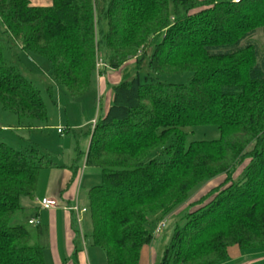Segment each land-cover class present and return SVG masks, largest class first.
<instances>
[{
    "label": "trees",
    "instance_id": "1",
    "mask_svg": "<svg viewBox=\"0 0 264 264\" xmlns=\"http://www.w3.org/2000/svg\"><path fill=\"white\" fill-rule=\"evenodd\" d=\"M198 2L53 0L37 8L0 0V109L21 124L47 121V108L38 88L6 65L10 41L45 59L73 101L91 90L101 51L104 72L131 61L139 71L149 59L151 75L112 87V104L84 154L86 167L101 172V184L87 192V216L107 264H141L155 240L150 227L220 178L191 204L200 208L184 216L160 264H224L233 250H264V52L251 42L264 27V0H211L212 10L191 15L207 1ZM153 74L190 77L173 85ZM202 127L216 128L218 139L187 146L186 130ZM53 166L37 148L0 141V264H46L49 227L13 223L33 218L21 199L35 198L41 171ZM71 170L76 178L78 169Z\"/></svg>",
    "mask_w": 264,
    "mask_h": 264
},
{
    "label": "rangeland",
    "instance_id": "2",
    "mask_svg": "<svg viewBox=\"0 0 264 264\" xmlns=\"http://www.w3.org/2000/svg\"><path fill=\"white\" fill-rule=\"evenodd\" d=\"M210 1L211 0H199L198 3H205L198 9L193 10L191 15L212 10L214 5L207 6ZM240 1L241 0H233L232 3L238 4ZM261 9L263 10L264 8ZM100 10L99 7L96 9L95 16L97 18L100 16ZM261 14L264 15V13ZM260 19L263 20L264 18L261 17ZM256 31L251 42L258 51L262 53L264 52V27H258ZM10 44L11 49L4 52L6 65L16 67L33 86L38 88L41 98L47 108L48 118L45 122L24 121L21 124L15 115L0 109V141L20 151H26L31 147L37 148L53 161L54 166L52 168L42 170L40 173L35 198L21 199V206L27 208L31 212L32 217L37 221L41 220L45 223L47 213L38 212L37 203L44 198H48L57 201L60 207L65 205L60 198V194L62 191L63 193L68 192L71 182L76 180L71 172L72 166L80 170L78 175L80 207H84L87 204L88 190L94 186L100 185L102 182L101 172L94 168H87L84 157V154L88 152L89 148V133L93 131L94 124L98 117L105 112V103L103 102L100 107V103L98 102L97 80H99V82L104 80L106 83L107 80H113L115 76L119 77L121 75V80H123V78L126 77L132 79L137 73H139L140 76H146L151 75L152 72L149 69L148 58L145 59L139 71L134 61L129 62L124 69L118 73H115L114 70L109 68L104 72L103 68L98 69L97 67L95 82L91 90L80 99L73 101L63 87L56 86L52 79V66L45 59L33 53L23 51L20 45L15 42L10 41ZM152 52L153 50L151 49L149 51V56ZM97 59L98 62L101 60L103 63H107L106 51H101ZM250 59L251 58L246 57V61ZM245 65L241 67V70L244 69ZM152 77L153 80L161 83L184 85L188 82L190 76H156L153 74ZM112 86L113 84L110 83L109 88ZM105 97L106 96L103 98ZM93 119H96V121L89 123ZM30 125H32L33 128H30ZM59 128L64 131L63 135L59 134ZM186 132L188 134L187 146L193 141H210L216 140L219 137L216 128L202 127L187 129ZM80 153L82 154L79 155ZM78 155L81 158L79 161ZM247 164L248 162L239 168L234 179H238L241 176ZM221 179L222 178L204 186L195 193L189 203L173 212L166 219L165 226L161 229L160 234H157L158 226L150 227V231L155 237L152 246V248H154L153 251H155V258L153 261L151 248L149 247L145 250L146 253H143L141 264L161 263L164 251L166 247L170 245L177 226L182 227L185 224L183 219L184 216L200 208L199 206L192 207L191 204L193 202H198L208 194V191L219 186L222 183ZM83 220L84 222L81 229H79L76 224H73L77 247L88 255L89 264H107L105 253L94 245L90 237L91 224L88 216H83ZM60 222H62V220ZM13 224H23L30 230H33L35 227L28 225L27 219L15 220ZM76 229L80 232V237L76 234ZM241 255L242 257L240 259H229L224 264H257L264 261V250L262 252H246Z\"/></svg>",
    "mask_w": 264,
    "mask_h": 264
},
{
    "label": "crops",
    "instance_id": "3",
    "mask_svg": "<svg viewBox=\"0 0 264 264\" xmlns=\"http://www.w3.org/2000/svg\"><path fill=\"white\" fill-rule=\"evenodd\" d=\"M32 6L37 8H49L53 6V0H29ZM104 71V70H103ZM121 71V70H120ZM118 73L119 71H114ZM121 76V75H120ZM115 76L113 80L105 81L97 80V93H98V102L103 104L105 103V112L109 109L113 101V92L112 87L118 85L122 80L121 77ZM113 84L112 87L109 88V84ZM106 96L105 98H103ZM105 100V101H104ZM104 112V113H105ZM96 119L91 120L89 123L95 122ZM90 146V143H89ZM89 149V148H88ZM77 176L76 180L71 182V186L68 192H61L60 198L65 205L59 206L56 209L51 211H43L40 209V205L38 204V212L47 213L46 216V224L41 220H38L39 223L47 225L49 227V249L45 253V262L46 264H89V258L84 251L80 250L75 252V230L73 227L74 216L69 210L66 208H70L74 206L76 203L79 204L80 195H79V168H77ZM72 174L73 171L71 170ZM90 190V189H89ZM88 190V191H89ZM39 202V201H38ZM87 207V204L84 206ZM35 218H30L28 222ZM62 220V222H60ZM151 245L152 252V260L154 261V248ZM146 253V251H145ZM242 255L237 250H233L231 253L230 259H240ZM152 261V262H153ZM148 264V263H145Z\"/></svg>",
    "mask_w": 264,
    "mask_h": 264
},
{
    "label": "built area",
    "instance_id": "4",
    "mask_svg": "<svg viewBox=\"0 0 264 264\" xmlns=\"http://www.w3.org/2000/svg\"><path fill=\"white\" fill-rule=\"evenodd\" d=\"M97 67L99 68H107V65L104 64L101 60L97 63ZM96 124V122H95ZM94 124V126H95ZM59 134L63 135L64 131L59 128L58 129ZM38 204L40 205V209H42L43 211H51L53 209H56L59 207V204L57 203V201L52 200V199H48V198H44L41 201L38 202ZM66 210H69L72 215L74 216V222L76 224V226L81 229L82 225H83V216L88 214V209L87 207H80V205L78 203H76L74 206L70 207V208H66ZM29 225L31 226H37L39 224V221H37L36 219H32L29 222ZM166 221L160 223L157 227V234H160L161 229L165 226Z\"/></svg>",
    "mask_w": 264,
    "mask_h": 264
}]
</instances>
